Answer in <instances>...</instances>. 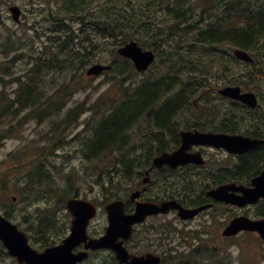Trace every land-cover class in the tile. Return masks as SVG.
<instances>
[{
  "label": "trees",
  "instance_id": "trees-1",
  "mask_svg": "<svg viewBox=\"0 0 264 264\" xmlns=\"http://www.w3.org/2000/svg\"><path fill=\"white\" fill-rule=\"evenodd\" d=\"M57 1L62 5L51 14L53 25L49 28L48 44L44 45L40 56L35 57L37 64L28 74L32 83L26 84L24 92L19 91L17 100L21 101L22 94H25L22 106L30 109L28 117L45 119L60 114L64 103L61 100L55 102L49 95L46 78L50 76L52 79L56 74L71 76L70 81L63 82L56 90L58 94L70 95L68 89L72 84L77 89L84 85L83 76L88 64L102 61L103 52L113 54L112 68L103 74H108L111 82L120 89L118 96L100 97L89 107L82 102L67 110L61 121H53L59 129L62 124L67 128L73 123L78 124L84 112H91L82 130L85 135L77 136L82 145L79 151L90 167L96 169H100L99 164L92 165L96 159L105 156L111 159L112 169L105 168L109 185L101 182L105 190L115 187L118 192L121 189L119 182L136 179V169L146 163L143 157L134 158L124 151L130 144V131L144 118L155 129L149 135L161 143L165 142L166 129L173 131L176 127L173 120L181 116L188 123L203 122L231 133L264 137V107L261 104L264 0ZM138 33H142V37ZM131 39L140 40L143 47L154 49L158 61L164 62V71L157 77L135 86L131 84L134 81L132 76L140 73L130 59L117 53L118 46ZM237 47L249 51L254 62L239 60L233 54ZM12 48L7 50L10 52ZM20 57L17 54L13 61ZM156 66L154 64L151 71ZM0 80L7 83L1 77ZM15 80L20 82L19 78ZM221 81L240 85L245 90L258 88L259 106L251 109L239 101L221 97L215 91L219 86L216 82ZM38 105L42 108H37ZM261 149L264 148L243 157L238 173L254 172L253 176L259 173L258 166L264 162V151L258 152ZM45 156L26 166L36 164L28 173L26 187L20 196L29 204L53 196L58 197V204L61 203L40 208L41 215L40 210L37 215L31 211L27 213L33 216L29 222L33 231L29 233L30 238L40 248L51 246L64 236V225H57L60 221L55 214L58 208L65 209L68 197L80 193V185L71 174L67 176L66 187L58 186L54 171L45 165ZM198 186L197 182L188 181L187 192L196 191ZM2 187L7 188L6 182ZM9 210H5V214L13 218ZM259 213L264 215V203ZM65 221L68 225L69 221ZM105 264L119 263L114 256L106 255Z\"/></svg>",
  "mask_w": 264,
  "mask_h": 264
},
{
  "label": "rangeland",
  "instance_id": "rangeland-1",
  "mask_svg": "<svg viewBox=\"0 0 264 264\" xmlns=\"http://www.w3.org/2000/svg\"><path fill=\"white\" fill-rule=\"evenodd\" d=\"M19 1L21 3L24 2V5L28 10L36 12L29 13V11H27L31 23L34 24L35 20H38L39 23L37 24V28L38 31H41L42 33L41 42H38V45L36 46V49L39 52L36 55L39 57L41 49L43 51L44 45L48 44L49 41V28L53 25L51 14L52 12L59 10L62 3L57 0ZM96 5L97 3H95V6ZM33 7H35V9H33ZM11 24L13 25V23ZM29 34H33V32L30 31L27 34L28 37H31ZM138 36L142 37V33H138ZM28 37L23 38L28 39ZM30 51L29 47H22L19 51L14 49L6 54L3 48L0 47V77L7 82L3 84L0 80V212L11 209L9 212L14 218H11L12 221L19 223L22 228L31 234L33 231L30 229L31 226L29 222L33 219V216L28 215L27 213L31 211L33 215H37L40 208L45 209L58 204V197L55 196L51 199L36 201L35 204H29L27 200H22L20 197L22 193L21 190L26 187V181L28 180L27 175L34 169L36 164H33L31 167L26 166H28L33 160H39L44 154H46L45 165H50V168L54 171L58 186L66 187L67 176L68 174H71L72 177L75 176L78 185H80L79 196L94 200L97 203L105 202L107 199H113L118 196L124 198L128 197L130 191L137 182L135 179L119 182L121 189L118 190V192L115 187L114 189H109L110 191L103 188L102 183L106 186L109 185L106 181L107 170L105 168L108 167L112 169L113 164L110 162L111 159L106 156L98 158L92 163V165L99 164L100 169L90 167L84 155L79 151V148L81 149L82 145L79 143L80 139H77L78 134L82 136L85 135L86 132L82 130L85 126V120L90 116L91 112H85L80 118L79 123L76 125L75 123L71 124L66 131L64 130V126L58 130L56 125L53 124L54 120L61 121L67 110L82 102H85L86 107H89L100 97L106 99L108 97L118 96L120 89H117V86L111 82L108 74H101L95 77H89L86 75L87 68L93 63H111L114 58L113 54L110 52H103L102 61H94L88 64L83 76L84 85L77 89L73 87L72 84L70 89H68L70 95H65L64 92L58 94L56 90L61 84H63V82L70 81L71 76L68 78V76L56 74L52 79L48 76L46 78V84L49 89V95L52 96L57 103H59L60 100L66 101V105L60 114L54 115L51 118L41 119L31 115L28 117V111L30 109L22 107L21 104L16 101V99H18L19 88L25 87L27 83H32V80L27 77L29 72H27L26 69L28 66L27 55H29ZM33 51L34 48H32V52ZM17 52H22L26 55H24L22 59L13 62L11 58ZM34 64L35 62L32 61L30 66H33ZM156 64L157 66L153 71L148 70L140 75H133L132 78L134 81L131 82V84L133 83L135 86L143 80H152L157 77L160 72L164 71V62L157 61ZM10 70L14 71L13 75L5 74V71ZM240 71L241 67L239 66V72ZM16 78L21 79V85L20 83H13L12 80ZM52 80H54V83L49 86ZM216 84L220 87L225 85L226 82L221 81L216 82ZM262 84L264 85V81ZM218 87L215 88V91H217ZM253 90L259 93L258 88H253ZM261 92H263V100L261 104L264 107V89H261ZM45 106H47V104ZM38 108L41 109L42 107ZM179 120L183 125L186 122L184 116L179 117ZM152 129V124L145 120V118L144 120H141L140 123L134 126L130 131V144L124 151L127 152L129 156L135 158L139 156V154L142 156L143 153L149 152L148 148L150 146L155 150L157 142L149 138ZM208 153L210 164L208 165L206 172H213L220 166H231L237 162V159L233 158L225 151L212 149ZM140 169L141 167L136 169V172H139ZM3 179H6L8 184V188L6 189L1 188ZM32 195L33 193L28 196ZM14 196L16 199H13ZM195 196L196 193L193 194V197ZM58 210V213L56 212L55 214V218L60 222L57 223V225H64V229L67 232L69 223L67 225L65 220L70 221L69 217H67V209L58 208ZM39 214L41 215V210ZM225 218L226 217L218 216L217 223L222 224ZM104 219L105 214L103 211H100L98 216L94 219L95 222L92 226V230L96 232L100 231L105 225ZM161 222L162 221H159V223ZM198 224L199 220H196L193 225L196 227ZM173 230L176 235H183L181 232H178L180 231L179 229ZM187 237L188 240L191 238V236ZM207 238L210 239L207 240L209 242L212 239L213 243H206L203 249L198 253L191 252V248L189 250L185 249L188 251H182L179 255L175 254V260L172 261L171 264H195L194 262L198 258L200 259L198 264H264V241L260 240L255 234H244L235 239L232 243H224L217 237L214 238L212 236H207ZM178 241H180V238H178ZM2 247L3 246L0 243V264H20L14 257L6 253L4 247V250H1ZM106 255H108V253H104L100 256L95 255L87 264H102L100 258H103Z\"/></svg>",
  "mask_w": 264,
  "mask_h": 264
},
{
  "label": "flooded vegetation",
  "instance_id": "flooded-vegetation-1",
  "mask_svg": "<svg viewBox=\"0 0 264 264\" xmlns=\"http://www.w3.org/2000/svg\"><path fill=\"white\" fill-rule=\"evenodd\" d=\"M14 5H17L19 9L18 20L15 19L12 10V6ZM33 9H35V7H33ZM27 11H29V13L35 12L28 10L24 5V2L21 3L19 0H0V47H8L10 45L37 46L38 42H41L42 34L37 28L39 22L38 20H35L34 24L31 23ZM11 23H13V25ZM30 31H32L33 34H29L31 37H28L27 34ZM23 37H28V39H24ZM21 101L25 102L24 93L21 96ZM173 121L175 122L176 127L173 131L166 129L165 142L161 143L158 139L156 140L153 135H149L150 139L157 142V146L155 150L150 146L148 148L149 152L143 153L142 156L139 154V157L146 159H144L146 163L141 165L139 172L137 171V178L135 179L137 183L130 191L128 197L120 198L124 201L127 214L136 213L141 204L153 203L162 206L164 202L172 200H177L187 208L203 207V209L193 217H180L179 208H170L166 211L147 214L142 221H138L134 224L131 238L125 240L124 243L134 256L147 257L148 254L161 256L160 264H171V262L175 260V254L179 255L180 252L188 251L190 248L191 252L198 253L203 249L206 243H213L212 239L210 242L207 241L210 240L207 236L220 238L224 243H232L238 237L251 233L250 231H240L236 235H224L223 232L225 228L233 218L239 216H249L253 218L263 217V215L259 213L260 207H258L263 202L246 206L234 205L214 199L209 195V191L212 188L228 184L251 186V180L264 170V162L262 165L260 163L261 166L259 165L257 169V171L259 170V173L254 176V172L241 174L238 173V169L244 156L250 154L253 150L264 148V146L246 151L243 154H232L224 148L194 144L189 149V152H201L204 156L205 163L191 161L175 167L169 163H165L159 167L153 166L154 158L165 153L171 154L181 148L183 144L182 131L199 130L213 131L216 133H231L220 127H214L213 125L210 126L203 122L193 121L192 123H188L187 120H185L186 122L183 125L179 118L174 119ZM153 131H155V129ZM212 149L225 151L230 156L237 159V162L231 166H220L213 172H206L208 165L210 164L208 152ZM260 151H264V149H261L258 152ZM189 178H191V180H188ZM188 181L191 183L197 182L199 184L196 191L190 193L187 192L189 190L186 187ZM194 193H196L195 197H193ZM237 193L241 194L240 191H237ZM106 203L99 208V213L100 211H103L105 214V225L100 231L96 232L92 230L95 220L91 221L88 226V234L90 238L100 237L107 232L109 218ZM218 216L226 217L222 224L217 223ZM196 220H199V224L194 227L193 224ZM159 221L162 222L159 223ZM71 225L72 223L70 224V227ZM173 229H179V233L181 232L183 235L191 236V238L188 240L187 236H178ZM178 238H180V241H178ZM84 250H86L85 243L79 244L74 249L75 252ZM104 253L114 254L115 252L107 248L90 249L85 261L82 263L79 262L78 264H87L95 255L100 256ZM105 257L100 258L102 264H105Z\"/></svg>",
  "mask_w": 264,
  "mask_h": 264
},
{
  "label": "water",
  "instance_id": "water-1",
  "mask_svg": "<svg viewBox=\"0 0 264 264\" xmlns=\"http://www.w3.org/2000/svg\"><path fill=\"white\" fill-rule=\"evenodd\" d=\"M17 9L18 7L16 6L12 7L15 13ZM118 53L121 56L131 58L138 71L147 70L156 58L153 50L144 49L136 40H131L120 46ZM234 54L243 61H254L253 56L246 50L236 48ZM111 67V65L101 63L93 64L87 70V74L99 75L105 70H110ZM219 93L226 97L241 100L251 107H256L258 104L257 94L252 91L244 92L240 86H225L219 90ZM182 136L183 144L181 148L172 154L165 153L154 158L153 166L159 167L165 163H169L175 167L191 161L204 163L201 152H189V149L194 144H209L224 147L233 153H243L257 145L264 144V139L251 138L240 134L182 131ZM253 185V187H238L236 184L222 185L210 190L209 194L217 200H224L227 203L244 206L247 203H256L260 198L264 197V171L260 176L253 179ZM236 191H241L242 194H237ZM176 207L180 209L179 215L184 218L193 217L203 209V207L196 209L184 208L176 200H172L164 202L162 206L153 203L141 204L136 213L126 214L124 202L122 200H116L106 207L109 215V226L106 234L100 238L89 239L87 226L91 218L97 214V205L89 199L72 197L67 201V208L74 216L71 233L63 239L61 244L48 247L41 252L38 251L30 244L28 235L16 223H13L1 213L0 239L9 249V253L16 256L20 263L77 264L88 257L89 249L112 248L116 251L117 258L122 263L160 264L161 257L154 254H148L147 257L133 256L124 246L123 240H119V238H130L133 231V224L142 221L147 214L166 211L167 209ZM241 230L258 231L264 238V219L252 220L246 216L235 218L228 225L224 234L232 235ZM81 243H85L87 250L75 253L73 250Z\"/></svg>",
  "mask_w": 264,
  "mask_h": 264
}]
</instances>
